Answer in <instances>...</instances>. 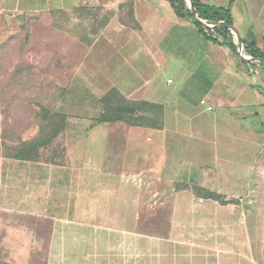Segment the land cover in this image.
Here are the masks:
<instances>
[{
    "label": "crops",
    "instance_id": "crops-1",
    "mask_svg": "<svg viewBox=\"0 0 264 264\" xmlns=\"http://www.w3.org/2000/svg\"><path fill=\"white\" fill-rule=\"evenodd\" d=\"M196 1L264 52V0ZM15 14L60 79L45 93L116 91L161 106L162 126L97 123L74 101L51 156L2 159L0 264H264V69L166 0H0Z\"/></svg>",
    "mask_w": 264,
    "mask_h": 264
},
{
    "label": "rangeland",
    "instance_id": "rangeland-1",
    "mask_svg": "<svg viewBox=\"0 0 264 264\" xmlns=\"http://www.w3.org/2000/svg\"><path fill=\"white\" fill-rule=\"evenodd\" d=\"M29 24L30 18L22 14L0 15V161L51 156L59 132V117L70 115V105L74 101L79 117L95 116L101 108L91 95L82 91L77 94L66 92L60 95L61 98L43 91L47 84H55L60 79L54 77L50 63L39 60V47L29 46ZM161 75V84H165L167 75ZM66 81L64 79L63 85L69 86L70 82ZM55 100L69 103V106L56 108ZM102 106L112 109L133 107L114 94ZM144 134L153 138L155 133L146 130ZM254 150L260 166L264 161V142H257ZM252 180L258 193L264 178L256 172Z\"/></svg>",
    "mask_w": 264,
    "mask_h": 264
},
{
    "label": "trees",
    "instance_id": "trees-1",
    "mask_svg": "<svg viewBox=\"0 0 264 264\" xmlns=\"http://www.w3.org/2000/svg\"><path fill=\"white\" fill-rule=\"evenodd\" d=\"M166 1L175 11L178 18L193 19L194 26L207 41L220 44L218 38H221L222 44L228 46L242 62L257 64L264 69V52L257 48L253 42L247 43L234 37L230 33L229 29L232 28V20L228 9L203 5L196 0H188L196 16L194 19L185 0ZM239 43L242 47V53L237 52V44ZM248 57L259 59L261 62L249 60ZM112 94L120 97L126 102H130L133 107L128 108V106H126L120 109H112L105 108L104 106L103 108L102 103ZM99 103L101 104L103 112L96 120L97 123L122 122L128 126H146L152 128H160L162 126L161 106L126 100L116 91L109 92L99 100ZM202 196L211 199L217 198L216 195L206 192L203 193Z\"/></svg>",
    "mask_w": 264,
    "mask_h": 264
},
{
    "label": "water",
    "instance_id": "water-1",
    "mask_svg": "<svg viewBox=\"0 0 264 264\" xmlns=\"http://www.w3.org/2000/svg\"><path fill=\"white\" fill-rule=\"evenodd\" d=\"M185 2H187L188 6H189V9H190V11H191L192 17L195 19L196 16H195V14H194V11H193V8H192L191 4L189 3L188 0H185ZM229 30H230V33H231L234 37L239 38V37L235 34L233 28H230ZM239 39H240V38H239ZM241 49H242L241 44H240V43L237 44V52H239V53L241 52V53H242ZM248 59H249V60H252V61H255V62H261L259 59H255V58H251V57H248Z\"/></svg>",
    "mask_w": 264,
    "mask_h": 264
},
{
    "label": "built area",
    "instance_id": "built-area-1",
    "mask_svg": "<svg viewBox=\"0 0 264 264\" xmlns=\"http://www.w3.org/2000/svg\"><path fill=\"white\" fill-rule=\"evenodd\" d=\"M200 104L205 105V106H206V109H207L208 111H212V110H213V108H212L211 106H209V105H206L205 102H204L203 100L200 102Z\"/></svg>",
    "mask_w": 264,
    "mask_h": 264
}]
</instances>
